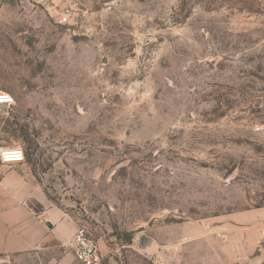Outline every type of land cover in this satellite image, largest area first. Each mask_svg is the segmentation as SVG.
<instances>
[{"label": "rangeland", "instance_id": "374dc122", "mask_svg": "<svg viewBox=\"0 0 264 264\" xmlns=\"http://www.w3.org/2000/svg\"><path fill=\"white\" fill-rule=\"evenodd\" d=\"M182 1L0 0V147L102 264H264V0Z\"/></svg>", "mask_w": 264, "mask_h": 264}, {"label": "crops", "instance_id": "0c3cea01", "mask_svg": "<svg viewBox=\"0 0 264 264\" xmlns=\"http://www.w3.org/2000/svg\"><path fill=\"white\" fill-rule=\"evenodd\" d=\"M76 232L75 223L48 199L24 162L0 164V236L9 241L6 249L58 246Z\"/></svg>", "mask_w": 264, "mask_h": 264}, {"label": "built area", "instance_id": "2783aa9c", "mask_svg": "<svg viewBox=\"0 0 264 264\" xmlns=\"http://www.w3.org/2000/svg\"><path fill=\"white\" fill-rule=\"evenodd\" d=\"M67 17H64L66 20ZM14 97L0 89V104H14ZM26 160V152L22 146L0 147V164L20 163ZM65 245L69 247L77 260L83 264H102L103 256L98 243L88 234L86 229L80 228Z\"/></svg>", "mask_w": 264, "mask_h": 264}, {"label": "trees", "instance_id": "16d2710c", "mask_svg": "<svg viewBox=\"0 0 264 264\" xmlns=\"http://www.w3.org/2000/svg\"><path fill=\"white\" fill-rule=\"evenodd\" d=\"M185 2V0L184 1H182V3H184Z\"/></svg>", "mask_w": 264, "mask_h": 264}]
</instances>
